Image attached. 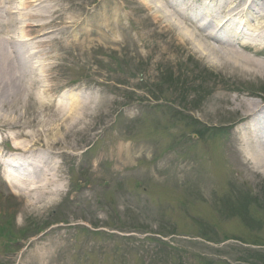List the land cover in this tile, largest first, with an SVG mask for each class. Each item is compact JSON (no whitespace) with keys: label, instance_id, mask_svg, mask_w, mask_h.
<instances>
[{"label":"rangeland","instance_id":"1","mask_svg":"<svg viewBox=\"0 0 264 264\" xmlns=\"http://www.w3.org/2000/svg\"><path fill=\"white\" fill-rule=\"evenodd\" d=\"M25 2L5 6V37L34 53L21 63L10 52L20 67L5 69V81L28 92L11 89L0 129L54 152L80 185L61 178L52 212L33 199L40 191L15 201L0 184V221L17 238L7 251L0 237V264H264V248L225 242L264 245V161L242 152L238 126L243 101L264 104V74L197 52L182 15L144 0ZM61 153L75 158L66 163ZM146 175L165 177L155 195L135 188ZM158 202L166 214L153 209ZM61 212L70 223L85 219L95 238L77 226L50 228Z\"/></svg>","mask_w":264,"mask_h":264},{"label":"bare ground","instance_id":"2","mask_svg":"<svg viewBox=\"0 0 264 264\" xmlns=\"http://www.w3.org/2000/svg\"><path fill=\"white\" fill-rule=\"evenodd\" d=\"M25 1V3H20V5H24V7L28 9L29 7L36 8L37 6L34 3L39 0ZM176 1H185V10H183L184 12H186V9L188 10L189 7L191 8L196 1H201V15L208 17L209 20L213 18L216 19L215 21H218V23L215 22L217 23L215 26L224 28V30L222 29L223 37H228L229 39L222 42L216 41L215 39L217 37L218 29L216 27H211L212 20L208 21L207 23H202V20H200L199 23V21L196 19L190 18V21L184 17V12H179L178 7H174L173 5L169 4L167 0H144V3L149 5H157L156 7H158L160 10H164V8L165 10L170 9V11L173 10L174 12L182 15L181 17L188 21L185 22L187 28H184L186 37L188 41L196 44L195 48L197 52H208V54L218 57L222 65L227 69L240 70L241 72L250 75L264 74V62H261L259 58L255 57V55H258L264 47V0ZM161 7L163 9H161ZM206 7L207 9H205ZM210 8H214V10L211 11ZM10 11L13 12L11 9ZM0 14V107L4 108L5 98H12L16 96L15 92L12 90L18 89L17 93L19 95L21 92L27 94L28 91L27 89L22 90L21 87L19 88L18 86L10 88V85L16 83L12 79L5 81V69L6 71L12 72L13 68H15L16 71L20 67L18 65L13 67V65L9 63L10 47H13V45L19 47L21 43L13 41L9 44V40L5 39V17L2 15L5 14V0H0ZM168 15L169 14H167V16ZM224 19H228L225 24L222 23ZM186 23L189 24L187 25ZM231 38L234 39L235 43L241 45L242 49H252L253 45H257L261 50H259L256 46H253L257 48L256 51H253V54L250 55L242 53L236 48L235 44L233 45ZM18 52L22 54V60L17 58L15 54L14 57L23 63L27 59L26 54L29 52V47L19 50ZM35 81L38 82L40 80L37 79ZM30 85L31 82L28 83L27 87ZM16 100L18 99H15L14 102H16ZM76 105L77 104H75V106ZM240 106L243 108V110H245L243 115L247 119L246 125L243 128L245 131L242 137V144L244 147L243 152L245 154L246 149H248L250 158H254L257 164H259L260 161H264V105L259 104L257 101H247V103L246 101H243ZM68 117L69 116L65 118ZM53 158L54 154L52 152L48 151L45 153L46 160L49 161ZM45 165L48 166L49 163H45ZM57 173L58 171L54 173L55 176L53 175L54 177L52 179L43 181L46 182V184H42V186L39 187L41 189L40 194L33 198L36 199L37 203H47L52 205L53 202L60 197L61 190L58 187V183L61 181V177H58L56 175ZM42 176L45 175L42 174ZM42 176L39 173H35L34 179L40 183L42 180H44ZM51 187H55V189H51Z\"/></svg>","mask_w":264,"mask_h":264}]
</instances>
